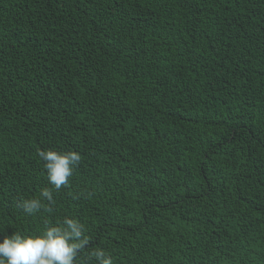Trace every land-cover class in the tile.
Masks as SVG:
<instances>
[{
	"label": "trees",
	"instance_id": "16d2710c",
	"mask_svg": "<svg viewBox=\"0 0 264 264\" xmlns=\"http://www.w3.org/2000/svg\"><path fill=\"white\" fill-rule=\"evenodd\" d=\"M37 149L81 161L27 215ZM65 217L76 264H264V0H0V233Z\"/></svg>",
	"mask_w": 264,
	"mask_h": 264
},
{
	"label": "clouds",
	"instance_id": "9594fccd",
	"mask_svg": "<svg viewBox=\"0 0 264 264\" xmlns=\"http://www.w3.org/2000/svg\"><path fill=\"white\" fill-rule=\"evenodd\" d=\"M37 156L52 188L43 189L38 197L22 200L21 206L27 215L38 214L42 209L52 212L53 190L58 192L69 184L81 161V155L72 150L37 149ZM0 235V264H76L78 255L90 242L84 225L72 217L47 224L38 234L13 232ZM88 255L96 264H114L112 257L102 248L96 247Z\"/></svg>",
	"mask_w": 264,
	"mask_h": 264
}]
</instances>
